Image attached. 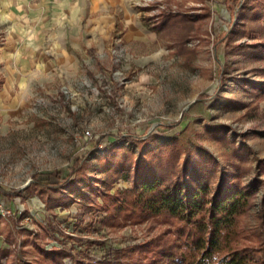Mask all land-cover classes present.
<instances>
[{"label":"rangeland","instance_id":"374dc122","mask_svg":"<svg viewBox=\"0 0 264 264\" xmlns=\"http://www.w3.org/2000/svg\"><path fill=\"white\" fill-rule=\"evenodd\" d=\"M149 4L139 11L152 42L108 39L103 57L91 56L83 90L62 85L53 96L27 94L23 107L0 118V197L16 213L0 217V256L6 253L7 262L31 260L28 240L35 235L47 248L91 260L122 252L124 262L142 264L158 257L161 240H187L179 237L181 223L164 215L145 220L96 211L109 188L111 195L130 190V179L108 173L126 152L167 159L172 152L162 148L171 147L185 186L195 185L194 175L208 178L214 195L232 182L248 189L264 182V0ZM167 15L195 21L173 28ZM75 162L82 166L75 170ZM56 171L62 193L36 185ZM86 184L93 188L81 198L77 189ZM93 189L101 195L90 199ZM251 205L239 218V245L264 252V186Z\"/></svg>","mask_w":264,"mask_h":264},{"label":"trees","instance_id":"16d2710c","mask_svg":"<svg viewBox=\"0 0 264 264\" xmlns=\"http://www.w3.org/2000/svg\"><path fill=\"white\" fill-rule=\"evenodd\" d=\"M192 21H195L192 16H165V23L171 24L173 28L185 23L190 24ZM162 149L172 152L168 160L165 157H152L154 151L146 155L147 157L138 158L132 156L131 152H126L125 158L109 169L108 173L115 178L130 179V190L123 194L117 192L111 195L109 188L101 195L93 189L88 198L101 195L104 200V205L95 202L96 211H106L108 217L120 214L132 217L136 214L137 219L145 220L164 215L181 223L179 237L182 238L186 234L188 239L173 243L161 240L156 253L158 257L145 264H255L258 261L264 264V252H258L256 248H241L238 240L239 218L252 206L251 201L257 190L264 186V182L259 180L252 189L232 182L225 188H219L214 195L208 178H198L194 175L195 185L186 187L176 169L178 151L170 150L171 147ZM81 162H75L77 165L75 170L82 166ZM74 173L75 171L71 172L72 175ZM61 175V172H53L47 178L37 181L36 185L59 193L63 182L53 181L52 177L62 179ZM84 188L77 189V195L81 198L86 195L85 190L93 187L86 184ZM40 194L44 198L43 192ZM64 198L72 199V195ZM50 201L48 198L44 200L46 207ZM62 205H64L62 202L57 204L58 207ZM86 207L90 210L88 206ZM187 227L190 228L188 232ZM28 241L33 247V258L26 260L24 257L14 256L6 264H66L65 260L68 259L72 264L143 263L133 262L131 258L130 261L124 262L123 259H127V255L122 252L101 261L91 260L87 253L75 254L73 249L66 247L47 248L41 242L40 235H35ZM2 254L4 257L6 253ZM3 257L0 256V264Z\"/></svg>","mask_w":264,"mask_h":264},{"label":"crops","instance_id":"0c3cea01","mask_svg":"<svg viewBox=\"0 0 264 264\" xmlns=\"http://www.w3.org/2000/svg\"><path fill=\"white\" fill-rule=\"evenodd\" d=\"M150 1L0 0V118L23 107L27 94L83 90L91 56L102 58L108 39L152 42L139 11Z\"/></svg>","mask_w":264,"mask_h":264},{"label":"built area","instance_id":"2783aa9c","mask_svg":"<svg viewBox=\"0 0 264 264\" xmlns=\"http://www.w3.org/2000/svg\"><path fill=\"white\" fill-rule=\"evenodd\" d=\"M120 75V73H119V71H116L115 73H114V76L116 77V76H119ZM61 91L67 96V95H69V93H70V90L67 88V87H62L61 88ZM3 199L0 197V217L2 218H7V217H11V216H16V213L14 212V210H12L10 207H8V206H6V205H4V203H3V201H2ZM23 211H25V210H23ZM22 211V212H23ZM20 213V212H19ZM26 218V220L27 221H29L30 220V218L29 217H25ZM24 218V219H25ZM7 263V259L5 258V259H2L1 260V264H6Z\"/></svg>","mask_w":264,"mask_h":264}]
</instances>
